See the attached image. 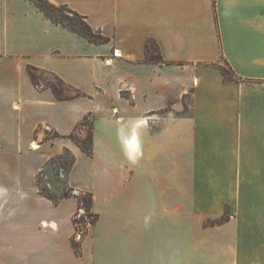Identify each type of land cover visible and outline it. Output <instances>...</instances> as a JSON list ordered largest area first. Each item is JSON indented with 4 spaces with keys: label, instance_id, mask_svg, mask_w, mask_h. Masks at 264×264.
I'll use <instances>...</instances> for the list:
<instances>
[{
    "label": "crops",
    "instance_id": "crops-1",
    "mask_svg": "<svg viewBox=\"0 0 264 264\" xmlns=\"http://www.w3.org/2000/svg\"><path fill=\"white\" fill-rule=\"evenodd\" d=\"M48 1L109 41L0 0V264H264V0ZM28 66L82 95L58 100ZM88 114L91 157L66 138ZM64 150L67 187L97 216L79 256L76 195L36 186Z\"/></svg>",
    "mask_w": 264,
    "mask_h": 264
},
{
    "label": "trees",
    "instance_id": "trees-1",
    "mask_svg": "<svg viewBox=\"0 0 264 264\" xmlns=\"http://www.w3.org/2000/svg\"><path fill=\"white\" fill-rule=\"evenodd\" d=\"M29 1L32 2L37 7L38 11H40L43 14V16L49 19L53 24L61 25L68 28L69 30L76 33L80 37L86 39L88 43L104 44L109 41V39L103 36L100 31H95L92 29V27L88 24L85 16L80 15L79 13L70 9L66 5L56 6L50 3L48 0H29ZM145 53H146L147 61H151L155 63L161 61L160 53L157 50V44L154 41L152 40L146 41ZM221 69L224 80L234 81L239 79L236 75H234L233 71L226 63L222 65ZM27 72L30 76L32 83L36 88L50 89L58 100L71 99L82 95L80 91L76 90L72 86L67 85L54 74L40 71L32 66L27 67ZM52 137L57 138L60 136H58L56 133H53ZM66 138L70 139L80 149L82 153L91 157L93 152V121L91 115L88 114L84 116L78 122L74 131L70 135L66 136ZM64 151L71 155L70 163L68 164L67 161H65L61 165L62 169L64 170L67 169V175H68L72 166L74 165L75 157L69 150H64ZM68 190L71 193H73L71 189L68 188ZM39 194L42 197L50 200L54 204H58L59 201L64 198L75 196L74 194L72 195L62 194L58 199H56L42 191H40ZM82 195H84L83 199L75 196L78 201V207L79 209H82L84 213L92 215L93 219L90 222V226L92 227L97 221V216L92 212V195L89 193H82ZM226 213L227 212H225V216H222L219 219L207 220L205 222V225L213 226L224 223L225 221L228 220L226 218ZM74 222L76 223V219H74ZM72 248L75 254L79 256L80 243L72 240Z\"/></svg>",
    "mask_w": 264,
    "mask_h": 264
},
{
    "label": "rangeland",
    "instance_id": "rangeland-1",
    "mask_svg": "<svg viewBox=\"0 0 264 264\" xmlns=\"http://www.w3.org/2000/svg\"><path fill=\"white\" fill-rule=\"evenodd\" d=\"M67 161L69 164L71 161V155L65 151H63L59 156H54L50 158L46 164L42 167V169L36 174V184L38 188V192L42 191L48 194L51 197L58 199L62 194L72 195L67 187V169H62L61 165ZM5 185L0 182V186ZM77 197L84 198V195L81 193L74 194ZM226 218L231 219V214L229 211H226ZM225 216V213L224 215ZM74 218L76 219V223L79 228H81L84 233L80 239L76 238L73 234L72 240L75 242H80L84 237L88 235L89 229L91 228L90 222L92 221V215L84 213V211L78 212ZM197 260V258H196Z\"/></svg>",
    "mask_w": 264,
    "mask_h": 264
},
{
    "label": "built area",
    "instance_id": "built-area-1",
    "mask_svg": "<svg viewBox=\"0 0 264 264\" xmlns=\"http://www.w3.org/2000/svg\"><path fill=\"white\" fill-rule=\"evenodd\" d=\"M75 219V218H74ZM80 227V226H79ZM77 225H75V231H74V236L78 239L81 238V236L83 235L84 231L79 228Z\"/></svg>",
    "mask_w": 264,
    "mask_h": 264
},
{
    "label": "bare ground",
    "instance_id": "bare-ground-1",
    "mask_svg": "<svg viewBox=\"0 0 264 264\" xmlns=\"http://www.w3.org/2000/svg\"><path fill=\"white\" fill-rule=\"evenodd\" d=\"M37 147H36V145L35 144H33V149H36Z\"/></svg>",
    "mask_w": 264,
    "mask_h": 264
}]
</instances>
